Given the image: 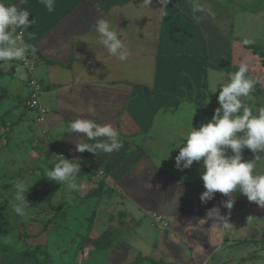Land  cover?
Masks as SVG:
<instances>
[{"label": "crops", "instance_id": "crops-1", "mask_svg": "<svg viewBox=\"0 0 264 264\" xmlns=\"http://www.w3.org/2000/svg\"><path fill=\"white\" fill-rule=\"evenodd\" d=\"M142 2L55 0V10L48 12L39 0H25L22 5L20 0H0L26 8L29 20H36L28 29L32 38L25 32L22 39L35 49L29 50L37 60L31 74L43 86L39 99L47 109L44 129L60 147L77 153L88 165L109 170L125 193L145 202L144 209L177 213L190 224L185 225L191 230L190 241H175L165 233L159 237L157 248L151 251L157 261L264 264V209L239 193L232 194L231 210L223 206L227 197L218 192L202 203L200 195L206 190L200 178L202 161L183 171L175 167L176 147L183 145L191 121L196 129L206 124L219 103L208 74L215 68L206 66L203 58L217 64L230 55L231 66L239 68L250 56L264 68L260 58L244 46L243 39L231 36L232 10L225 0H170L167 16H162L156 0L150 8ZM196 4L205 11L193 13ZM101 18L116 27L128 49L126 60L109 55L95 43L94 25ZM11 63L10 69L0 71L2 100L17 95L19 89L11 82H24L23 72H28L20 62ZM248 69L250 78L261 81L245 103L255 114L264 108V72L258 76ZM28 114L36 115L34 111ZM78 118L110 124L122 141L121 149L97 156L77 151V143H93L84 134L66 130ZM139 144L143 152L137 154ZM243 158L251 160L254 154L245 149ZM123 161L127 167L119 170ZM255 174L264 175V157ZM189 187L191 203L175 210L174 199ZM220 216L227 218L230 229L223 228ZM128 250L127 259L139 254L135 245L122 251Z\"/></svg>", "mask_w": 264, "mask_h": 264}, {"label": "rangeland", "instance_id": "rangeland-1", "mask_svg": "<svg viewBox=\"0 0 264 264\" xmlns=\"http://www.w3.org/2000/svg\"><path fill=\"white\" fill-rule=\"evenodd\" d=\"M225 3L232 10L231 36L259 48L263 56H256L262 63L264 0H225ZM245 61L254 74L262 75L264 68L256 60L248 56ZM208 71L218 100L219 85L227 83L234 72ZM29 78L36 79V76L23 72L24 82L18 79L11 82L13 88L19 89L17 95H8L2 100L3 94H0V264H126L136 258L127 259L131 252L122 251L127 245H135L142 257L135 264H156L151 251L157 248L159 237L164 233L172 234L175 241H190L191 230L185 229V225L190 224L178 218L177 213L148 207L145 210V202L140 203L141 198L133 199L125 193L110 177L109 170L82 162L80 155L60 147L48 136L44 125L37 124L34 115L28 114L32 110L24 105L30 93ZM242 100L245 104L251 97ZM255 104L260 107V102ZM219 106L218 103L216 108ZM136 152H143L141 144ZM156 152L158 154V150ZM62 156L76 159L74 163L80 164L81 172L74 181L77 189L62 183L39 206L27 207L25 217L16 215L13 210L15 184L23 180L29 187L42 173L52 170ZM119 167V170L126 169L127 165L123 161ZM9 183L13 184L6 187ZM98 185H102L100 194L87 197L86 193ZM189 203L190 187L173 202L177 206L175 210ZM158 207L162 208V202ZM161 223H166V227ZM104 231L115 235L113 245L109 249L94 250L86 239L97 238ZM37 246L41 249L35 258L25 254Z\"/></svg>", "mask_w": 264, "mask_h": 264}, {"label": "clouds", "instance_id": "clouds-1", "mask_svg": "<svg viewBox=\"0 0 264 264\" xmlns=\"http://www.w3.org/2000/svg\"><path fill=\"white\" fill-rule=\"evenodd\" d=\"M25 0H20L22 5ZM48 12L55 10V0H39ZM161 5L159 10L162 16H167V5L170 0H156ZM146 8L153 0H143ZM193 13L205 11L203 5L196 4ZM30 12L17 4L6 5L0 3V71L10 69L13 61H24L31 46L21 38L28 32L29 39L32 33L30 25L36 20H29ZM209 15H214L208 9ZM19 34H17V30ZM96 33L95 43L106 49L111 56L124 61L128 57V49L119 38L116 27L111 21L101 18L94 25ZM245 44L249 41L245 40ZM35 51L34 48H31ZM249 69L246 63H241L238 70L231 74L225 84H220L218 95L219 107L215 109L209 122L202 124L198 129L192 126L187 133L183 145H177L178 155L175 157V167L183 171L191 168L194 162L202 161L201 180L206 189L200 195L202 203L212 200L215 194L221 193L227 197L223 206L231 210L234 204L232 194L239 193L249 202H255L264 209V175L255 174L257 163L264 157V108L254 114L253 110L245 106L242 98H247L254 90L259 79L249 78L246 74ZM217 89L215 90V92ZM214 92V93H215ZM68 133L84 134V137L93 143H77L76 150L88 151L95 154L112 153L121 149L122 141L118 132L110 125H99L92 120L78 118L67 125ZM103 138V139H98ZM250 150L254 154L251 160H244L243 151ZM229 152L231 154H229ZM63 157V156H62ZM64 157L54 168L47 172V179L60 185L67 184L71 189H77L75 178L80 174V164ZM13 210L16 215L25 217L29 202L26 199L28 185L26 181L15 184ZM223 228L228 230L231 224L226 217L220 216Z\"/></svg>", "mask_w": 264, "mask_h": 264}, {"label": "trees", "instance_id": "trees-1", "mask_svg": "<svg viewBox=\"0 0 264 264\" xmlns=\"http://www.w3.org/2000/svg\"><path fill=\"white\" fill-rule=\"evenodd\" d=\"M243 44H244V46L246 48L251 49L254 54H258L260 57L263 56V55H261V52H260L259 48H257L256 46H252L249 43L245 44L244 41H243ZM203 60H204V63H205L206 66H211V67H213L215 69H218V70H224V71H227V72L232 71L234 73L238 70V68L231 66V64H230V55L222 57L217 64L210 63L207 60L206 57H204ZM262 65H264V61H262ZM246 75L250 78V76L248 74H246ZM82 162H85V160H82ZM11 184H13V183H9L8 185H6V187L11 186ZM58 187H59V185L56 184L54 181L50 182L47 179V174L42 173L28 187V192L26 193V199L29 202L28 207H37V206H39L45 200V198L49 194H51L53 191H55ZM101 190H102V185H98V187H96V189L88 191L86 193V196L87 197L98 196L100 194ZM114 239H115V235L113 233H111L110 231H104L97 238H94V239L87 238L86 242H89L90 245L92 246V248L94 250L98 251V250L109 249L113 245ZM40 249H41V247L37 246V247H35L32 250L25 251V254L27 256H29L30 258H35L37 252ZM141 259H142L141 255L137 254L136 258L132 262H129V263H126V264L139 263L141 261ZM153 262L156 263V264H164L162 261L161 262L160 261H153Z\"/></svg>", "mask_w": 264, "mask_h": 264}, {"label": "built area", "instance_id": "built-area-1", "mask_svg": "<svg viewBox=\"0 0 264 264\" xmlns=\"http://www.w3.org/2000/svg\"><path fill=\"white\" fill-rule=\"evenodd\" d=\"M17 34H19V32ZM36 61H37L36 58L33 57L31 51H29L27 53L26 60L21 61V64L24 65V67L28 70V73L31 74L36 64ZM28 85L30 87V93L24 105L25 107H27L28 109H31L32 111L36 113L35 119H36L37 124L44 125L47 109L41 105L40 99H39L43 86L38 80L34 78H29ZM161 224L163 228L166 227V223H161Z\"/></svg>", "mask_w": 264, "mask_h": 264}]
</instances>
